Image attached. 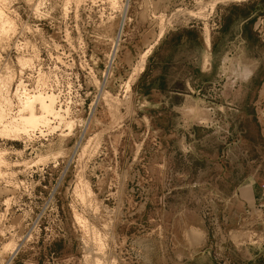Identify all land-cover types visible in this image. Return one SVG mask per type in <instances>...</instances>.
Wrapping results in <instances>:
<instances>
[{
  "label": "rangeland",
  "instance_id": "rangeland-1",
  "mask_svg": "<svg viewBox=\"0 0 264 264\" xmlns=\"http://www.w3.org/2000/svg\"><path fill=\"white\" fill-rule=\"evenodd\" d=\"M77 1L0 2L14 24L0 38L12 114L19 79L69 109L62 125L50 119L55 131L0 137V264H264V59L253 76L226 60L212 97L192 104L145 103L132 86L162 26L195 19L210 42L207 21L232 5L243 15L238 5L254 0L207 6L200 18L187 13L214 0ZM258 17L264 24V9ZM101 89L111 103L97 100Z\"/></svg>",
  "mask_w": 264,
  "mask_h": 264
},
{
  "label": "crops",
  "instance_id": "crops-1",
  "mask_svg": "<svg viewBox=\"0 0 264 264\" xmlns=\"http://www.w3.org/2000/svg\"><path fill=\"white\" fill-rule=\"evenodd\" d=\"M246 4L238 5L246 7L243 15L235 16L231 9L236 5H232L225 7L223 17L207 21L210 42L209 35L205 36L202 22L167 30L159 40L156 37L158 41L149 49L144 69L132 84L139 89V97L145 103L160 105L192 104L200 98L212 97L210 93L218 85L216 77L222 81L223 68L229 64L226 60L235 65V72L246 74L251 71L250 76H253L252 73L256 70L253 68H257L264 59V54L258 52L261 50L259 43L264 41L260 39V42L255 43V54L246 51L250 39L255 36L254 21L264 9V0H254ZM215 22L219 24L217 28H212ZM144 32L148 41H151L152 30ZM148 46L143 43V51ZM134 55L137 56L135 52ZM125 71L127 70L121 75H125ZM240 79L241 77H232L234 91L241 89ZM251 192L254 195L252 189ZM238 197L243 201L240 190Z\"/></svg>",
  "mask_w": 264,
  "mask_h": 264
},
{
  "label": "bare ground",
  "instance_id": "bare-ground-1",
  "mask_svg": "<svg viewBox=\"0 0 264 264\" xmlns=\"http://www.w3.org/2000/svg\"><path fill=\"white\" fill-rule=\"evenodd\" d=\"M78 1H80V0H78ZM225 1H233V2H241L242 1V2H244L245 0H214L213 2H210L211 4H209V5L208 4H206V5L205 4L204 5L199 4V6H200L199 10H198L199 13H197V12L193 13V12L188 11L187 15L189 17L200 18L201 13H202L201 11H204V9L207 6L211 10H213L217 4L224 3ZM0 2H1V0H0ZM126 10H127V8L124 9V11L122 12L124 17H125ZM162 27L159 30L158 39L160 37H162V35L164 34V27L163 28ZM122 28H123V25H122V27H120V29H121L120 34L122 32ZM13 32H14V24L5 15V13L1 7V4H0V38L9 37L11 34H13ZM207 39H208V36H207ZM3 40H4V38H3ZM1 41H2V39H1ZM30 63H31V60H27L24 58H20V59L18 58V61H17V64L19 65L18 67L21 68L22 70L25 68L27 69V67H29V65H31ZM142 70H143V65H139L138 69L134 70V72L136 74V72H138V71L141 72ZM247 73H249V71ZM5 79L8 80V82L10 83V81L12 80V76H7ZM9 83H4V82L0 81V84H1L0 88L3 87L2 90L0 91V137L1 138H5V139L11 140V141H16L21 136H25L27 138H30L37 131L42 133V129L55 131L57 129V127H52V129H51L50 119L59 121L58 126L63 124V121L65 119L63 118V115H61V113L67 115L69 112V109L66 108L65 110H62V109L57 110L55 107L57 98L52 93L49 94L46 92H42L43 90H36L35 92H32V95H29L30 92L26 90V88H25L26 86H24L22 84L23 82L20 81V79H19L18 87H17L16 92H15V96H14L17 100V106H16L17 110H16V113L12 114V105H11L10 100L8 99V95H9L8 85H9ZM130 84H131V78L127 82L124 83L123 93H125V95L123 96V99H125V100H123V101H126V100L129 101L128 100V98H129L128 93L130 91ZM127 94H128V97H127ZM98 99L109 104V103H111L112 97L107 92H105L104 89H101L99 97L97 98V100ZM113 100H114V98H113ZM72 125H74L72 121L66 122V125H65L66 129L67 130L69 129V131H70ZM88 141H89V139H88ZM246 192H247V189L244 191V193L246 194ZM87 193H90L89 189H88ZM77 194H78V192H77ZM79 194H80V191H79ZM81 223H83V222H81ZM81 225H84V224H81ZM97 244H98V247H99V244L101 245V243H97ZM100 247H102V246H100ZM98 264H100V263H98Z\"/></svg>",
  "mask_w": 264,
  "mask_h": 264
},
{
  "label": "built area",
  "instance_id": "built-area-1",
  "mask_svg": "<svg viewBox=\"0 0 264 264\" xmlns=\"http://www.w3.org/2000/svg\"><path fill=\"white\" fill-rule=\"evenodd\" d=\"M227 2V1H226ZM196 4V3H195ZM211 12V11H210ZM260 20V21H259ZM192 21H195V19H193ZM190 21V24H192L193 22ZM259 22V23H258ZM217 28V25H216V22L212 24V28ZM254 30L255 32L257 33V35L259 36V38L263 39L264 40V24H263V21L261 19H256V22L254 24ZM109 61V59H108ZM107 65H108V62H107ZM108 67V66H107ZM262 191H261V195L262 197H264V186L261 187ZM261 213L262 215L258 218H261V221H259V223H262L264 224V213L263 212H259Z\"/></svg>",
  "mask_w": 264,
  "mask_h": 264
}]
</instances>
